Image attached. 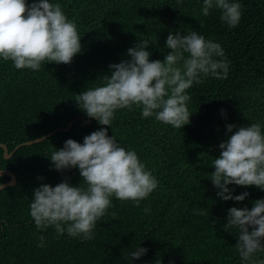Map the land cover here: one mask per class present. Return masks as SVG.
Instances as JSON below:
<instances>
[{
  "label": "trees",
  "instance_id": "16d2710c",
  "mask_svg": "<svg viewBox=\"0 0 264 264\" xmlns=\"http://www.w3.org/2000/svg\"><path fill=\"white\" fill-rule=\"evenodd\" d=\"M33 0H26L32 3ZM59 3L74 20L82 51L70 64H42L39 71L17 70L0 58V142L11 150L21 141L50 132L78 115L86 118L76 94L103 83L111 63L128 59L127 49L148 39L150 60H163L169 32L196 31L221 45L230 62L226 79L212 76L187 90L190 123L181 129L141 109H119L111 127L77 119L69 130L20 146L10 158L0 147L2 168L16 183L0 189V264H242L236 252V229L225 231L230 207H252L264 199L255 186L229 185L233 195L248 192L244 201H223L210 176L219 143L228 138L227 124L260 122L264 133V0H238L242 15L236 27L220 20L218 9L201 15L203 0H49ZM219 59V58H217ZM224 110V114L221 113ZM108 129L126 150H134L158 181L140 207L112 197L117 218L105 215L93 229L94 238L81 242L54 227L38 230L30 216L32 190L42 183L55 186L67 179L83 185L78 168L57 171L50 156L67 139L82 143L85 135ZM236 129L234 128L233 131ZM43 177V179H38ZM9 179L0 175V183ZM150 207L145 213L143 208ZM203 210L206 215L196 212ZM45 237L37 247L38 237ZM148 251L139 259L123 258L135 247ZM254 259H264V252Z\"/></svg>",
  "mask_w": 264,
  "mask_h": 264
},
{
  "label": "clouds",
  "instance_id": "9594fccd",
  "mask_svg": "<svg viewBox=\"0 0 264 264\" xmlns=\"http://www.w3.org/2000/svg\"><path fill=\"white\" fill-rule=\"evenodd\" d=\"M181 0H177L180 3ZM220 11V20L236 27L241 19L242 5L238 0H203L201 15ZM148 39H141L127 49L128 59L111 63L102 75L103 83L75 96L77 106L99 125L111 127L119 109H141L143 118L153 117L174 128L190 123L187 92L194 84L212 76L226 79L229 61L217 42L206 40L196 31L181 35L169 32L163 60H150L146 50ZM82 51L81 35L74 20L69 19L59 3L49 0H0V58L12 61L17 70L39 71L42 64H70ZM219 58V59H217ZM224 114V110L221 109ZM236 129L233 131V129ZM228 138L219 143V155L211 162V182L221 200L244 201L249 195H233L229 185L255 186L264 190V133L260 122L244 126L226 125ZM52 167L57 171L78 168L83 185H71L67 179L52 186L42 183L32 190L30 216L38 230L54 227L57 236L65 232L79 237L81 242L94 238L93 229L106 214L117 218L112 197L131 201L139 208L158 186V181L134 150H126L117 138L101 127L85 135L83 142L67 139L63 147L51 153ZM43 179V177H38ZM145 213L150 207L143 208ZM206 215L203 210L196 212ZM225 231L236 229V252L242 264H264L254 259L264 252V199L252 207H230ZM37 247H43L45 237H38ZM123 254V258L139 259L148 251L145 247Z\"/></svg>",
  "mask_w": 264,
  "mask_h": 264
},
{
  "label": "water",
  "instance_id": "95a60500",
  "mask_svg": "<svg viewBox=\"0 0 264 264\" xmlns=\"http://www.w3.org/2000/svg\"><path fill=\"white\" fill-rule=\"evenodd\" d=\"M77 119H81L84 122H88L91 118L88 117V116L86 118H84L82 115H78V116L74 117L73 119H71L70 121H68L66 126H58V127L54 128V129H52L50 132L44 134V135L37 136L35 138H31V139H27V140L21 141L18 144H16L11 150H8V147L6 146V144L0 142V147L3 148L4 157L5 158H10L13 155V153L20 146H22L24 144H32V143L41 141V140L49 137L50 135L54 134L55 132H57L59 130H63V131L69 130L71 125L73 124V122L76 121ZM0 175H8L9 176L8 180L0 183V189L4 188L6 186L14 185L16 183V175H15V173L13 171H11L10 169L2 168L1 167V163H0Z\"/></svg>",
  "mask_w": 264,
  "mask_h": 264
}]
</instances>
